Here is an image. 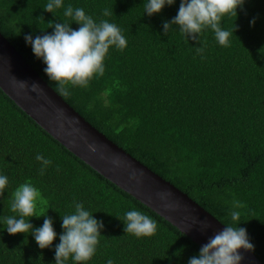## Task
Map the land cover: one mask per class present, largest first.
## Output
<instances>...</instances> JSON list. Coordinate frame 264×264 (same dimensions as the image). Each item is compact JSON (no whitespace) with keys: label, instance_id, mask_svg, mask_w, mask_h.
I'll use <instances>...</instances> for the list:
<instances>
[{"label":"trees","instance_id":"trees-1","mask_svg":"<svg viewBox=\"0 0 264 264\" xmlns=\"http://www.w3.org/2000/svg\"><path fill=\"white\" fill-rule=\"evenodd\" d=\"M47 2L0 0V34L87 123L221 225L231 222L233 201L241 202L237 227L247 230L251 253L264 264V0H245L237 16L224 17L225 29L235 25L227 47L210 29L196 40H186L178 25L165 34L163 24L177 15L181 0L151 16L144 13L147 0H63L54 13L44 11ZM69 4L97 22L115 23L127 46L110 48L104 74L86 88L68 85L65 97L25 36L52 34L49 23H70L64 16ZM105 9L112 15L105 17ZM70 27L80 25L72 21ZM203 44L204 53L197 54ZM37 154L52 161L43 175ZM0 175L9 179L0 195V264H55L62 216L74 211V202L104 225L87 264H188L199 255L198 245L68 152L1 90ZM26 181L48 202L37 206L42 216L29 218L33 229L52 219L57 236L48 248L41 249L31 232L6 230L4 218L15 215L12 193ZM133 208L157 222L155 235L125 232L124 214Z\"/></svg>","mask_w":264,"mask_h":264},{"label":"clouds","instance_id":"clouds-1","mask_svg":"<svg viewBox=\"0 0 264 264\" xmlns=\"http://www.w3.org/2000/svg\"><path fill=\"white\" fill-rule=\"evenodd\" d=\"M174 2L175 0H147L143 5L144 13L151 16L159 13L166 4L170 6ZM244 3L245 0H181L177 15L170 23L166 21L163 24L165 34L172 25H178L179 32L185 39L190 36L196 40L197 34L201 36L205 30L210 29L218 44L227 47L230 44V37L234 35L235 25L229 30L225 29L221 22L225 16H237V8L242 7ZM62 6L63 0H48L43 9L54 13ZM103 15L111 16L112 11L105 9ZM64 16L71 22L79 24V29L73 30L70 27L71 22L54 25L49 23V27L54 28L52 34L36 36L35 39L27 35L25 41L31 45L34 55L46 64L44 72L51 81L56 82L57 92L67 97L71 95L68 85L86 88L94 77L102 76L105 71L104 61L110 48L123 50L127 46V39L115 23L107 19L97 22L91 15L86 14L82 7L74 8L69 4ZM251 23L254 24V20ZM205 47L206 44H203L202 47L195 48L196 53L202 55ZM20 83L22 87L27 86L26 82ZM38 88V84H32L33 91ZM89 150L95 152V145L90 144ZM35 158L42 164L40 172L43 175L52 161L42 154H37ZM113 164L118 165L119 161L114 160ZM129 179L136 181L138 178L133 173ZM8 183V177L0 175V195ZM166 195L170 194H162V198ZM38 204L48 207V202L42 198L40 190L26 181L12 193L11 211L15 215H9L4 220L9 234L31 232L38 246L44 249L52 245L57 233L50 217L44 219L41 227L33 229L29 218L42 216L36 214ZM243 207L241 202L233 201L231 222L225 223L226 227L210 236L207 243L201 246L199 255L191 257L188 264H241L244 256L238 250H254L247 230L237 227L241 217L238 209ZM123 220L127 234L151 237L157 232V222L135 208L126 211ZM199 223L205 229L208 227L205 222ZM61 226L64 231L60 234V243L55 248V264H65L69 259L75 264H87L97 251L103 222L95 219L93 213L87 210L83 203L74 202V211L62 216ZM107 264L114 262L109 259Z\"/></svg>","mask_w":264,"mask_h":264},{"label":"water","instance_id":"water-1","mask_svg":"<svg viewBox=\"0 0 264 264\" xmlns=\"http://www.w3.org/2000/svg\"><path fill=\"white\" fill-rule=\"evenodd\" d=\"M20 81L26 82L22 87ZM38 84L36 91L32 84ZM0 90L38 127L104 179L163 218L200 248L224 228L186 194L150 171L99 133L71 109L0 34ZM95 145L96 151L89 150ZM118 160L119 164H113ZM135 173L137 180L129 179ZM162 194L166 195L162 198ZM199 222H205L203 228ZM241 264H262L238 250Z\"/></svg>","mask_w":264,"mask_h":264}]
</instances>
